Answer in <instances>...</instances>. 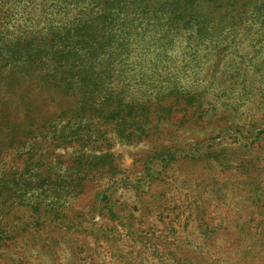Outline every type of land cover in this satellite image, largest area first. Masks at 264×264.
<instances>
[{
  "label": "rangeland",
  "instance_id": "1",
  "mask_svg": "<svg viewBox=\"0 0 264 264\" xmlns=\"http://www.w3.org/2000/svg\"><path fill=\"white\" fill-rule=\"evenodd\" d=\"M0 139V264H264V0H0Z\"/></svg>",
  "mask_w": 264,
  "mask_h": 264
},
{
  "label": "crops",
  "instance_id": "2",
  "mask_svg": "<svg viewBox=\"0 0 264 264\" xmlns=\"http://www.w3.org/2000/svg\"><path fill=\"white\" fill-rule=\"evenodd\" d=\"M0 141H1V145H5L6 143V141L4 140V139H0ZM5 141V142H4ZM3 147V146H2Z\"/></svg>",
  "mask_w": 264,
  "mask_h": 264
},
{
  "label": "trees",
  "instance_id": "3",
  "mask_svg": "<svg viewBox=\"0 0 264 264\" xmlns=\"http://www.w3.org/2000/svg\"><path fill=\"white\" fill-rule=\"evenodd\" d=\"M10 126V125H9ZM17 131V129H15Z\"/></svg>",
  "mask_w": 264,
  "mask_h": 264
}]
</instances>
